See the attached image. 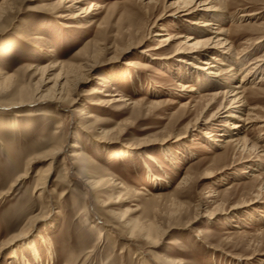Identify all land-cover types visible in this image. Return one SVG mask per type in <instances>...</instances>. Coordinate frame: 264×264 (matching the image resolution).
I'll return each instance as SVG.
<instances>
[{"label":"rangeland","instance_id":"1","mask_svg":"<svg viewBox=\"0 0 264 264\" xmlns=\"http://www.w3.org/2000/svg\"><path fill=\"white\" fill-rule=\"evenodd\" d=\"M59 1L0 0V10L10 4L0 20V78L8 73L22 86L54 93L66 82L64 65L92 62L80 53L86 46L99 54L96 73L90 76L85 69L84 76H72L68 84L67 101L79 98L77 109L52 101L15 106L10 93H0V264H23L10 258L12 251L35 236L38 252L25 254L32 264H264V193L258 197L264 156L254 164L248 154L235 158L234 151L205 136L226 133L220 132L221 122L211 124L223 97L211 111L202 99L230 90L247 71L237 81L230 78L214 87L204 73L189 67L193 61L186 56L185 40L166 45V38L155 35L190 36L196 28L192 22L200 17L162 21V14L175 12L168 8L164 13L170 5L166 0H159L151 17L139 0H85L104 6L95 12L94 24L62 18L66 12ZM217 6L224 11L206 20L228 31L233 59L245 55L240 68L250 67L264 57V0ZM259 10L256 17H241ZM136 16L140 25L155 23L152 35L139 51L119 55ZM177 51L183 54L168 59ZM249 82L246 98L250 108L259 109L261 122L247 136L264 155V67ZM193 87L199 91L190 93ZM117 98L123 101L115 103ZM92 100L113 102L89 109L100 119L89 133L78 111ZM198 120L207 126L199 128ZM229 122L227 130L234 121ZM57 137L66 152L52 164L40 156L54 149ZM74 143L81 146L83 164L70 157ZM251 199L263 202L233 210ZM38 218L43 221L29 223ZM134 223L153 224L163 233L159 243L147 239L145 229L132 235L127 224ZM29 226L31 235L12 246Z\"/></svg>","mask_w":264,"mask_h":264},{"label":"bare ground","instance_id":"2","mask_svg":"<svg viewBox=\"0 0 264 264\" xmlns=\"http://www.w3.org/2000/svg\"><path fill=\"white\" fill-rule=\"evenodd\" d=\"M166 1L170 5L169 6L167 5L165 7L164 13L167 12L168 8H175V12L170 15H166L167 13L162 14L160 17H158L162 21L167 16L174 17L176 19H186V18L195 17V16L200 17L197 21L192 22L191 25L196 28H194L195 32L191 34L190 36L169 35V34H164V33L163 34L157 33L155 35L156 37L166 38L164 42V44L166 45H169L175 41L185 40L186 42L184 44L188 46L189 48L188 55L186 56L191 58L193 63H195L193 64L191 62L190 63L188 62L189 64L187 65L189 67L194 68L197 71V73H200V74L201 72L204 73L206 77L208 78V82L210 81L214 85V87H217L219 85V82L228 81L230 78L233 81L235 80L237 81L239 78V75L247 71L243 79L240 81V83H237V85H231L230 90L225 91V92H217L215 94H210L202 99V100L208 101L205 107V110L211 111V110H214L215 106L219 104L220 99L223 97V102L221 103L217 112L214 115H212L211 124H213L214 122H221L217 124L222 129V131L220 132L226 133V134L217 135L218 137L216 138L210 132L207 133L205 136L207 139H213L214 144L216 145L220 144L218 145L219 148L221 147L223 149L225 148L227 150L229 149V150L234 151L233 153L235 154V158L238 154H240V156L248 154L250 158L249 162H252L254 164L255 159L259 162V160H261V158L264 156L262 155L263 151L261 150V147H259L258 144L253 143L248 139L247 132L251 127L255 125V123L257 124V122H261V120L259 119L260 117L258 116V114H256V112L259 109L250 108L248 104V100L246 98V93H247L246 83L250 81V78L256 76L257 73L261 72V70L264 67V57L256 59V61H252L249 64L250 67H247V65H245L244 67L240 68L241 67L240 63L244 62V60L246 59L244 57L245 55L237 56L236 60H238L239 62L233 59L231 52H230L233 46H231L228 43L229 40H227L228 31L222 28L217 29L215 28L217 24L213 23L212 21L209 22L206 20L205 18L206 16H214L215 13L218 14L224 11V9H222V7L217 6V4L221 3L224 6H226L227 3H229V0H166ZM5 4H7L6 7L10 6L8 2H6ZM139 4H140L139 7L144 11V14L146 15V17H151L154 14V11L158 9L159 0H139ZM58 5L62 8L63 11L66 12L65 14H62L63 15L62 18L68 19V20L84 19V20H89L90 23L94 22L93 20L95 19L94 18L95 12L98 10L104 9V6H102L99 3H96V4L92 3V4L87 5L85 0H60ZM6 7H3L0 10V20L3 19V17L5 16L8 10V7L7 8ZM225 10H228V9H225ZM139 14L141 13H138L137 15ZM259 14H261L260 10L258 12H253V13H243L241 17L242 18H252V17H256ZM136 19H137V16L136 18L134 17L132 20V23H130L128 32L126 31L128 36L123 40L121 39L122 47H118L120 51L119 55H123L129 52L130 50H138L144 45L145 41L148 40L149 36L152 35V28L155 27V23L153 24L150 23V25H146V23H144L143 25H140V23L138 22L140 17H138L137 21ZM160 31L165 32L163 28H161ZM197 34L198 36H200L199 39H197V36H196ZM38 40H42V39L39 38ZM260 40L261 39H259V41L256 42V44H259ZM146 52H149V50L142 51V53H146ZM80 53L81 55L87 57L88 59H92L93 61L94 60L95 61L85 62L83 65H80V66L71 65V64L64 65L63 68L66 69L68 74L67 76L66 75H62V76L65 77L64 79L66 82H64L63 85L62 84L58 85L59 89L58 90L55 89L56 92L44 93L45 91L42 92L40 91L39 88L31 89L29 87L22 86L18 81H16V78L13 75L6 73L0 78L1 95L10 93V95L9 94L8 95L14 98L13 101L15 102V106H21L24 104L30 105L33 103L35 104L36 102L52 101V102H59V103H67L70 109H77L79 106V100H78L79 98H73L67 101L70 98V92H67L69 91L67 87L69 86L68 84L71 80V77L82 75L85 69L88 72V74L91 76L94 73H96L99 67L98 62H97L98 61L97 58L99 57V54L96 55L94 53L93 55L92 52L90 53L88 46H86ZM182 54H183L182 51H177V53L174 54L173 57H170L168 59L179 58L178 56H181ZM226 61H228V63H231L230 67L228 66ZM179 62L185 63L184 60L182 59H180ZM197 62L200 65H198ZM223 66H228V69H224ZM44 70L45 69H42V71ZM189 72H191V70H189ZM98 81H101V80L98 79ZM55 86L57 88V85ZM182 91H186L185 86L182 89ZM198 91L199 90L196 87H193V89H191L189 92L196 93ZM109 100L101 101L100 103H96L94 102V100H92L91 102H89L90 107L86 109H81L80 111H78L81 114L80 119L83 122V126L85 127L84 131L91 133L92 126H94V124L100 123V119L98 118L97 114L94 111H89V109H94L93 106L102 107L104 106V104L110 102ZM122 101L123 100H121L120 98H117L115 103H120ZM111 102L109 104H111ZM137 105H139V103L134 104V106H137ZM220 118H223V119H220ZM229 121H234V122H232L231 127L228 128L229 130H227L225 129L226 128L225 126L226 124L230 123ZM263 122L264 121H262V123ZM99 125L100 124H98V126ZM197 125H199L200 126L199 128H201L203 126H207V123H204L203 121L198 120ZM99 134H102L100 135V137L103 140H107L106 137L108 133L102 132ZM101 142H104V141H101ZM71 148H72V151L69 152V154H70V157L75 162V164L79 162L80 164L82 162L84 163L86 159L83 157L80 151L81 146L78 143H74L72 144ZM65 152H66V147L63 146L62 141L60 140L59 137H57L56 146L54 147V149L51 151L49 150V152L44 154L42 157L40 156V158L43 160L52 159L51 163L53 164L54 161L62 153L64 154ZM260 163L259 165H255V167L260 168L261 167ZM49 170L41 172L40 176L44 177L48 175L50 172ZM88 176H87L86 181H87V184L91 185V182L88 179ZM208 176L210 175H206L203 178L205 179ZM40 180L41 181H39L38 187L40 186L39 189L42 190L45 187V182H43L42 180L45 181V179L42 178ZM188 180H189V176L186 177L182 181L181 184L185 185ZM95 184H98V183H95ZM113 185L114 187L118 188L120 184H116V182H113ZM263 193H264V182L260 184L258 187V197H262ZM262 200L263 199H255V200L251 199L250 201H244L242 205H239L235 207L234 209L233 208L232 209L235 210V209L246 207V206H252L254 204H260L263 202ZM215 216L217 215H212L209 218L213 219L215 218ZM41 221H43V219L38 218L35 220L32 219L29 223L32 225L31 222H34V224L35 223L37 224L38 222H41ZM127 225L128 227H130V230H131L130 232L132 235L134 234V232H136V229H141V230L145 229L146 231L145 237L151 240L154 244L159 243V240L161 239L160 236H163V233L161 234L158 228H156L153 224H151L149 227H144V226L140 227L138 223H134L133 226L130 224H127ZM30 226L25 231H23L15 240L12 241L13 242L11 243L12 246H15L17 241L24 239L27 236L31 235L32 227ZM39 237L40 236H37V238ZM36 242H37V239L35 236L33 239L29 240L28 243H23L21 245H18L16 249L15 248L13 249L12 255L10 258L11 259L18 258L19 262L23 264H32L27 259V256L25 254L29 253L31 256L32 250L35 253L38 252ZM27 247H30V248H27ZM7 248L8 247H5L3 249L6 250ZM22 248L25 249L26 251L24 250L21 251ZM19 253H20V256H18ZM38 255L41 256V254H38ZM39 258L42 259L41 257ZM143 264H148V263L144 262Z\"/></svg>","mask_w":264,"mask_h":264}]
</instances>
